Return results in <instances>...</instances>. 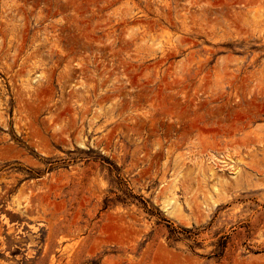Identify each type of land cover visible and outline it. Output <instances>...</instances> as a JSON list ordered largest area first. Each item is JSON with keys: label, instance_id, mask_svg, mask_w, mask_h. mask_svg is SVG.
<instances>
[{"label": "rangeland", "instance_id": "374dc122", "mask_svg": "<svg viewBox=\"0 0 264 264\" xmlns=\"http://www.w3.org/2000/svg\"><path fill=\"white\" fill-rule=\"evenodd\" d=\"M0 264H264V0H0Z\"/></svg>", "mask_w": 264, "mask_h": 264}]
</instances>
